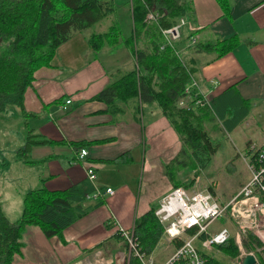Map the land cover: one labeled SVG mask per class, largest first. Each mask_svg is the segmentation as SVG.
Returning a JSON list of instances; mask_svg holds the SVG:
<instances>
[{"label":"crops","instance_id":"obj_1","mask_svg":"<svg viewBox=\"0 0 264 264\" xmlns=\"http://www.w3.org/2000/svg\"><path fill=\"white\" fill-rule=\"evenodd\" d=\"M179 1L190 8L181 18V37L174 42L197 67L193 76L213 107L214 121L207 125L212 139L228 131L235 145L264 141V0ZM92 30L99 31L94 26L74 31L58 47L52 64L35 72L24 95L25 112L30 114L13 108L0 115L5 126L24 120L34 132L53 140L33 144L30 162L18 158L26 142L23 130L17 132L22 138L12 156L0 151V163L5 162L0 166V200L8 218L16 221L25 193L40 185L56 190L88 181L93 187L88 194L107 187L115 192L86 197L89 211L60 235L50 237L39 225L27 224L12 264H120L127 245L117 233L119 227L134 228L136 218L152 207L156 210L175 187L165 164L180 153L184 139L156 102L144 103L140 114L125 105L126 112L113 121L107 104L94 96L113 76L134 68L136 61L129 43L93 50L88 43ZM232 36L236 46L221 56L199 49L205 42ZM146 41L143 36L135 43L142 47ZM68 98L72 101L64 108ZM106 138L111 140L94 142ZM79 141L84 142L76 144ZM81 147L88 151L82 159ZM90 164L94 181L87 175ZM177 173L186 181L194 171L180 166ZM238 190L232 195L223 191L227 199L222 202Z\"/></svg>","mask_w":264,"mask_h":264},{"label":"trees","instance_id":"obj_2","mask_svg":"<svg viewBox=\"0 0 264 264\" xmlns=\"http://www.w3.org/2000/svg\"><path fill=\"white\" fill-rule=\"evenodd\" d=\"M129 3L134 22L129 38L122 41L121 27L112 21L106 30H92L88 43L93 50L105 45L129 43L136 65L129 71L113 76L94 98L107 104L106 110L112 114L113 121L126 112L125 105H131L134 112L140 114L144 103L156 102L185 142L180 153L165 164V171L175 187H190L195 182V176L208 166L219 147V142L212 139L207 128L215 117L212 105H197L191 101V105L186 107L179 103L197 67L181 55L177 42L166 44L163 33L164 28L177 24L190 7L179 0H129ZM151 9L158 10L162 16L157 21L147 22L145 18ZM114 10L115 0H0V115L10 107L30 114L25 112L24 95L35 78V72L42 66L52 64L56 50L74 31L96 27ZM143 36L147 41L144 46L138 47L135 41ZM236 44L237 39L232 36L208 41L198 47L215 51L221 56ZM108 140L111 138L94 142ZM51 142L53 140L42 133L30 129L25 145L18 150V158L30 162L29 151L33 144ZM4 163L3 159L0 166ZM180 166L193 170L194 176L186 181L181 180L177 173ZM92 189L88 181L66 189H49L45 185L29 189L23 198L21 216L16 221L8 218L0 200V264H12L14 255L21 250V237L27 224L39 225L51 237L60 235L68 225L86 214L91 205L84 201ZM133 230L138 247L147 255L165 235L155 207L136 218ZM194 231L191 229L189 232ZM117 233L121 236L118 230ZM206 237V233L199 236L200 240ZM181 242L182 239L177 244ZM242 242L248 251H256L264 246L253 231L244 233ZM217 245L224 254L233 258L241 252L232 235ZM202 252L208 264H228L215 255ZM255 254L260 264H264V256ZM128 264L143 263L132 251Z\"/></svg>","mask_w":264,"mask_h":264},{"label":"built area","instance_id":"obj_3","mask_svg":"<svg viewBox=\"0 0 264 264\" xmlns=\"http://www.w3.org/2000/svg\"><path fill=\"white\" fill-rule=\"evenodd\" d=\"M160 16L162 13L156 9H151L145 19L147 22H153L157 21ZM184 23V19H181L177 24L163 29L166 44H172L181 37V26ZM190 40L195 42L196 38L191 37ZM184 92V97L179 101L182 106L189 107L191 101L197 105L209 104L206 94L201 90L193 75L190 82L185 86ZM71 101V98L66 99L63 107L67 108L66 106ZM87 152L86 147H81L78 152L79 158H85ZM243 157L248 161L252 176L226 203L216 199L213 193L208 190H190L184 186L173 187L162 197L155 213L164 226L165 236L171 242L182 239V242L162 263H156L151 256L141 251L137 245L133 228L119 227L118 231L127 243L128 253L126 256L124 255L126 261L124 264H128L132 251L141 259L143 264H208L207 257L200 250L197 240L202 233H206L207 237L200 240L205 247L226 241L232 235L228 226H223L214 232L209 230V226L219 217L227 215L238 227L235 237L241 251V259L247 253H254L243 249L242 235L251 230L264 241V141L250 142L243 153ZM93 166L90 164L87 169V175L92 181L96 177ZM199 178V175L195 176L197 182ZM114 192V188L107 187L104 191L96 189L95 193L88 196L95 197ZM191 229L195 231L189 232Z\"/></svg>","mask_w":264,"mask_h":264},{"label":"rangeland","instance_id":"obj_4","mask_svg":"<svg viewBox=\"0 0 264 264\" xmlns=\"http://www.w3.org/2000/svg\"><path fill=\"white\" fill-rule=\"evenodd\" d=\"M112 21H115L121 27L122 33H121L120 39L124 41L126 40V38H129V36L133 32V17H132L129 0H115L114 12L109 17L97 23L96 28L99 31L106 30L108 28V25L112 23ZM13 108L14 107H10L8 108L7 111L13 112ZM17 113L19 114L18 111ZM23 121L24 120H22L21 122L16 121L14 122V125L5 126L4 122L0 120V127L6 128L8 130L5 133H2V130L0 129V142H1L0 149L2 148V150L0 151L6 152L7 156H12L15 151V146L20 144L19 138H22V137L16 136L17 132L20 130L21 131L23 130L25 132L24 137L27 138L29 130L32 129L31 125L26 126V122L25 121L23 122ZM10 132H13L11 136L8 135ZM215 132H216L215 130L211 131V133H215ZM5 137H7L5 141H2V139ZM216 140L217 142H219L218 151L215 153V155L213 156L208 166L206 168L201 169L199 173V176H200L199 181L197 182L195 180L192 186L186 187V188L190 190L191 189L208 190L212 192L215 197H217L218 195L217 199L222 202V200L227 199V195L224 194L223 191L227 192L228 195H232L239 189L240 185L241 187L244 185L243 183L241 184L240 182L248 181L251 178L252 173L249 168L248 161L243 157V153L245 152L246 146L235 145L234 143L235 141L233 140V137L229 135L228 131L227 133H225V135L217 137ZM193 176H194V173L189 176V179H191ZM222 203H226V202H222ZM223 226H228L231 230L232 236H235V232L237 231L238 227H237V224L228 215L224 217H219L217 220H215L209 226V230L214 232V231L221 229ZM248 231H251V230H248ZM235 240H236V237H235ZM197 241H198L197 243L200 247V250L206 251L207 253L215 255L217 258H219L221 261L225 263L240 264L241 262L240 254L237 257L233 258L231 256L224 254L219 249L217 244H213L211 245V247H205L203 244H201L200 238H198ZM175 246H177V241L171 243L167 240L166 236L164 235V237H162V239H160V241L158 242L156 248L154 249L151 255H153V258L155 259L156 262H159V261L161 262L165 260V258H167V256L174 250ZM243 249L249 252L244 246H243ZM251 251H253L254 254L258 253L264 256V246L258 247L256 251L255 250H251ZM256 258L258 260L257 256ZM121 262L122 263L120 264H124V260H122Z\"/></svg>","mask_w":264,"mask_h":264},{"label":"water","instance_id":"obj_5","mask_svg":"<svg viewBox=\"0 0 264 264\" xmlns=\"http://www.w3.org/2000/svg\"><path fill=\"white\" fill-rule=\"evenodd\" d=\"M240 264H260L254 253H247L242 257Z\"/></svg>","mask_w":264,"mask_h":264}]
</instances>
